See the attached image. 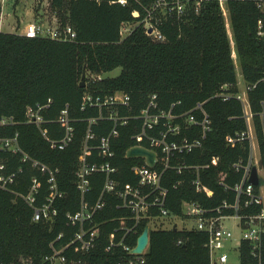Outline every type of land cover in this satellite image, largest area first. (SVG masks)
Masks as SVG:
<instances>
[{
  "label": "trees",
  "instance_id": "obj_1",
  "mask_svg": "<svg viewBox=\"0 0 264 264\" xmlns=\"http://www.w3.org/2000/svg\"><path fill=\"white\" fill-rule=\"evenodd\" d=\"M153 1L142 0L141 5L129 0L121 5L115 0H49L57 23L74 28L76 36L70 41L0 31V117L12 116L17 122L0 128V135L13 136L18 132L19 145L30 158L22 161L21 153H0L9 172L22 169L9 190L0 189V261L8 262L23 255L39 261L49 252L48 243L67 229L66 212L78 209L80 193L75 171L82 155L87 120L97 115L96 108H81L86 92L128 94L130 106L116 109L122 115L138 113L153 94L157 95L161 109H172L174 113H185L197 102H205L213 130L204 147L194 157L188 156V161L209 163L203 178L216 191L221 180L238 178L231 170V163L246 153L241 147L228 146L225 136L244 129L242 106L238 101L215 97L221 85L237 80L230 40L217 1L212 0L206 9L199 14L192 12L184 20L168 19L159 27L165 41L153 40L143 24L123 37L120 33L123 22L142 19L146 14L144 6L148 7ZM229 10L239 66L246 82L253 83L264 70V39L256 36L259 13L252 2L240 0H229ZM1 11L2 0L0 15ZM116 68L121 69L119 75L103 77ZM84 72L85 85L80 86ZM49 99L46 117L52 121L48 124L50 138L62 136L64 128L54 120L66 106L76 129L73 141L63 150L53 147L35 126L24 123L27 106L43 104ZM249 99L255 112L262 111L264 86L259 84L249 93ZM258 120L256 117L257 123ZM134 123L119 126L112 140L113 163L118 168L120 184L115 195L107 196V206L99 220H112L103 224L100 243L88 257L90 264H117L122 255L120 247L106 251L105 245L108 234L120 224L116 218L122 211L115 208L118 195L138 179L132 165L139 160L124 156L136 143L132 138L136 132ZM113 125L111 120L94 124L95 137L89 140V145H96ZM91 155H94L92 150ZM31 160L59 168L58 184L65 197L57 203L60 222L54 227L33 221L32 209L16 195L28 192L34 176L41 182V194H48L46 173L32 166ZM174 173V170L166 172L167 176ZM96 176L91 177L86 193L90 201L99 196L102 187ZM184 198L199 199L189 179L178 188H170L167 208L180 212ZM146 225L147 222L141 223L136 234L129 235L127 241L134 244ZM206 240V235L196 230L150 227L145 264H210ZM248 248L244 243L241 264L250 262Z\"/></svg>",
  "mask_w": 264,
  "mask_h": 264
},
{
  "label": "built area",
  "instance_id": "obj_2",
  "mask_svg": "<svg viewBox=\"0 0 264 264\" xmlns=\"http://www.w3.org/2000/svg\"><path fill=\"white\" fill-rule=\"evenodd\" d=\"M115 1L121 5L129 2ZM132 1L142 5V0ZM211 1L154 0L148 7L144 6L146 14L142 19L123 22L120 33L124 37L135 26L143 24L146 33L153 40L165 41V36L159 28L162 24L168 19L184 20L192 12L199 14ZM215 1L224 17L237 75L236 82L221 85L215 97H220L223 101H238L242 106L244 120V129L235 130L225 136L228 146L241 147L246 153L231 163V170L233 174L239 175L238 178H231L230 181L221 180L216 191L209 187L203 178L204 171L210 166L209 163L188 161V156L194 157L195 153L204 147L213 130L212 118L204 106L205 102H197L185 113H174L172 109H161L157 95L153 94L147 105L138 113L122 115L116 109L118 106H130L128 94L121 91L104 95L86 92L81 108L88 106L96 108L97 115L87 120L82 155L75 171L76 187L80 193L79 207L75 211L66 212L64 221L67 229L60 231L48 243L49 252L39 261H35L32 256L23 255L8 262L0 261V264H90L88 257L100 243L102 226L112 220H99L107 206V196L115 195L120 184L118 168L113 163L115 153L112 140L118 134V127L128 125L131 121H135L136 132L132 138L136 143L126 150L124 156L139 160L132 165L138 179L135 184L120 191L115 206L117 210L122 211L116 218L120 224L108 234L105 245L106 251L114 247L121 248L122 255L117 264H145L149 241L141 253L133 252L137 240L134 244L127 241L128 236L136 234L138 226L144 222H147L149 231L150 227L170 229L176 226V229L204 233L210 264H226L232 254L237 255L241 264L244 243L249 246L248 264H264V109L255 112L249 99V93L259 84L264 86V70L257 81L246 82L238 62L230 22L229 0ZM240 1L254 4L259 13L256 20V36L264 39V0ZM15 32L29 37L40 36L59 41H70L76 36L71 25L61 27L56 19L54 23L33 20L27 23L22 31H17L16 27ZM50 102L49 99L43 104L27 106L24 123L35 126L53 147L63 150L73 141L76 129L66 106L54 120L63 126V134L57 139L50 138L48 124L52 121L46 117ZM261 104L264 106V101ZM256 117L259 118L258 123ZM101 120H111L114 125L107 135L98 139L96 145L90 146L89 140L95 137L92 126ZM16 123L12 116L0 117V128ZM18 137V132L13 136L0 135V153H21L22 161H27L30 158L21 149ZM134 146H142L155 152L154 165L148 163L146 156L129 157L127 152ZM91 150L94 155H91ZM31 163L46 173L48 194H41V182L34 176L28 192L16 195L32 209L33 221L54 227L60 222L57 203L65 197V192L58 184L59 168L53 169L36 160H31ZM254 169L258 183L252 181ZM21 170L9 172L8 165L0 159V189L9 190ZM168 170H174L173 176L172 174L167 176ZM94 175L101 180L102 187L99 196L90 201L86 199V193ZM187 179L190 180L199 199L184 198L180 202V212H171L167 208L169 190L178 188ZM127 222L131 224L128 225ZM232 225L239 230V235L234 233Z\"/></svg>",
  "mask_w": 264,
  "mask_h": 264
},
{
  "label": "rangeland",
  "instance_id": "obj_3",
  "mask_svg": "<svg viewBox=\"0 0 264 264\" xmlns=\"http://www.w3.org/2000/svg\"><path fill=\"white\" fill-rule=\"evenodd\" d=\"M36 0H9L3 1L1 11V21L3 24L0 27V31H14L15 26L19 25V31L24 29V26L31 19L32 14L35 11ZM40 5L43 9V18L45 21H52L54 14L50 11L49 0H40ZM2 23V22H1ZM121 69L116 68L110 72H107L103 77H115L119 75ZM153 224H151L152 226ZM232 229L236 235H239V230L232 225ZM226 264H239V259L236 254H232L230 260Z\"/></svg>",
  "mask_w": 264,
  "mask_h": 264
},
{
  "label": "water",
  "instance_id": "obj_4",
  "mask_svg": "<svg viewBox=\"0 0 264 264\" xmlns=\"http://www.w3.org/2000/svg\"><path fill=\"white\" fill-rule=\"evenodd\" d=\"M151 32V29L149 30ZM85 78H86V73L84 72L82 77H81V83L80 86L85 85ZM127 155L129 157H141V156H146L148 163L152 166L155 163V152L142 147V146H134L130 148L127 152ZM252 181L254 183H258L257 177H256V172L255 169L253 171V176H252ZM173 230H176V226L173 228ZM149 241V227L145 226L142 233L138 236L137 238V243L135 248L133 249V252L135 253H141L142 250L145 248L146 244Z\"/></svg>",
  "mask_w": 264,
  "mask_h": 264
},
{
  "label": "crops",
  "instance_id": "obj_5",
  "mask_svg": "<svg viewBox=\"0 0 264 264\" xmlns=\"http://www.w3.org/2000/svg\"><path fill=\"white\" fill-rule=\"evenodd\" d=\"M3 1H9V0H2V3H3ZM41 7H42V5H40V0H36L35 11L32 14V17L28 21V23L33 21V20L42 21V22H45V23H54L55 18H53L51 22L48 21V20L45 21V17L43 18V16H42L43 15V9ZM37 8H38V10H37ZM1 19L2 18H0V22H2V24H3V20L1 21ZM2 24L0 23V27H1ZM16 27H17V31H19V28H20L19 25L15 26V28ZM9 32H15V30L14 31H9Z\"/></svg>",
  "mask_w": 264,
  "mask_h": 264
}]
</instances>
